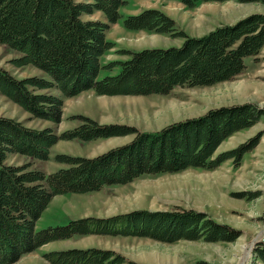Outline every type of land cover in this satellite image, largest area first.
<instances>
[{"label":"trees","instance_id":"trees-1","mask_svg":"<svg viewBox=\"0 0 264 264\" xmlns=\"http://www.w3.org/2000/svg\"><path fill=\"white\" fill-rule=\"evenodd\" d=\"M186 1L190 6L195 4ZM237 1L264 5V0ZM126 2L0 0V44L19 54L11 62L17 67L32 65L50 76L18 78L0 66V94L35 118L60 123L64 99L43 90L56 88L66 97L87 90L98 95H167L177 87L211 86L231 80L246 69L247 59L257 58L264 48V13L255 12L234 23L217 25L203 35L191 36L179 29L167 13L149 8L125 16L124 26L180 36L183 44L122 49L127 59L104 64L103 57L115 47L107 31L122 18L120 9ZM97 11L107 21L84 18ZM117 66V74L101 78L102 69ZM261 120L264 107L246 102L213 107L155 131L116 122L102 124L83 116L78 126L58 134L52 127H30L0 115V264L14 263L49 242L90 234L152 237L166 242L236 240L240 236L237 229L215 221L205 212L182 207L85 216L41 230L36 229V222L56 195L99 191L147 175L188 168L215 169L230 159L239 165L244 155L258 145L262 133L232 149L217 150L227 138ZM125 135H133L132 140L94 157L57 154V161L67 167L51 173L33 168L31 162L7 163L9 154L47 160L61 139L90 141ZM253 251L264 264V239ZM43 256L51 264H145L97 246L51 250Z\"/></svg>","mask_w":264,"mask_h":264},{"label":"rangeland","instance_id":"rangeland-1","mask_svg":"<svg viewBox=\"0 0 264 264\" xmlns=\"http://www.w3.org/2000/svg\"><path fill=\"white\" fill-rule=\"evenodd\" d=\"M192 1L195 4L190 6L186 0H127L120 9L122 18L118 24H111L107 31V38L115 43V47L105 54L103 62L127 59L129 56L123 55L122 49L141 50L183 44L184 38L180 36L157 33L154 37L131 33L135 31L124 26V17L144 9H161L175 19L179 29L191 36L203 35L217 25L234 23L255 12L264 13L261 3ZM84 18L107 21L100 11L84 15ZM18 55L17 51L0 44V66L13 75L18 78L32 75L50 78L46 72L32 65L15 66L11 59ZM246 64V69L231 80L211 86L177 87L167 95H98L87 90L66 97L56 88L49 89L45 92L64 99L60 123L35 118L0 94V115L13 117L30 127H52L58 134L78 126L83 116L102 124L116 122L142 131H155L171 122L195 117L222 105L251 102L264 107V48L257 58L247 59ZM119 71L120 66L112 70L102 69L100 76L103 78ZM259 133L262 137L258 145L244 155L239 165L230 159L215 169L188 168L176 173L147 175L128 184L105 186L99 191L56 195L36 222V229L41 230L85 216L107 217L136 209L172 210L182 207L205 212L215 221L237 229L240 236L236 240L181 239L166 242L152 237L90 234L49 242L10 264H51L43 256L47 251L91 246L113 249L145 264H262L253 250L256 243L264 239V121L227 138L217 153L237 147ZM132 138L133 135L90 141L61 139L52 147L47 160L9 154L7 163L20 165L31 162L33 168L51 173L67 167V164L57 161L59 153L94 157L128 143Z\"/></svg>","mask_w":264,"mask_h":264},{"label":"crops","instance_id":"crops-1","mask_svg":"<svg viewBox=\"0 0 264 264\" xmlns=\"http://www.w3.org/2000/svg\"><path fill=\"white\" fill-rule=\"evenodd\" d=\"M78 1H81V0H78ZM83 1H86V0H83ZM87 19V18H86ZM114 24H118V23H114ZM131 31H133V30H131ZM131 31H129V32H131ZM135 31V30H134ZM131 33H133V34H141V35H143V36H147V35H149V36H156L157 35V33H154V32H149V31H146V30H137V31H135V32H131ZM133 50H137V49H133ZM105 64V63H104ZM47 90H49V89H47ZM47 90H43L42 92H45V91H47Z\"/></svg>","mask_w":264,"mask_h":264}]
</instances>
